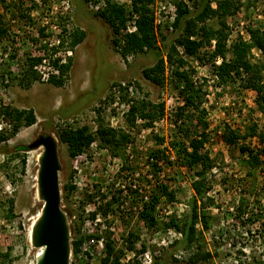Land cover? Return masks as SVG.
<instances>
[{
	"label": "rangeland",
	"instance_id": "374dc122",
	"mask_svg": "<svg viewBox=\"0 0 264 264\" xmlns=\"http://www.w3.org/2000/svg\"><path fill=\"white\" fill-rule=\"evenodd\" d=\"M88 1L0 0V28L6 31L0 38V118L10 125L3 132L5 140L0 141V254L8 255V258L0 257V264L35 262L37 250L30 244L29 233L41 207L36 195V174L38 152L42 148L31 151L15 149L32 143L42 132L53 134L59 142L61 206L68 216L70 244L72 240H83L77 253L73 254L71 248L70 264H99L105 257L104 244L107 241L112 243L115 252L120 251L119 264L144 262L145 258L140 252L142 245L146 246L145 252L151 260L149 264H152L155 257L166 252L174 241L180 239L173 228L164 224L169 216L181 218L186 215L187 203L193 194L190 184L195 179V170L182 167L179 162L173 167L163 164L165 176L159 180L174 193L175 198L172 202L166 197L160 199L152 212L155 224L151 226L145 225L139 215L132 211H127L126 215L119 213L116 202L114 206H108L100 190L105 180L91 176L95 174L97 166L101 165L102 168V162H106L102 158L107 153L110 158L115 155L121 158L123 167L119 171L126 172L118 173L117 179L127 183V172L138 168L136 161L139 158L144 160L151 151L161 149L151 135H146L141 144L145 150H133L134 159L128 162L123 145L118 150L113 149L102 141L97 131L94 135L97 148L93 151L96 156L86 164H79L82 172L78 179L82 189L73 185L75 175L72 158L67 155V146L59 140L62 128L66 125L74 128L88 126L91 131L93 123H97L99 128L102 126V129L109 128L110 111H114L112 104L118 101L117 110L121 112L123 109V102L117 99L113 91L120 82L133 86L134 96L130 99H144L155 105H165V99L176 98L179 94V84L172 75L173 67L168 64L162 85H154L143 78L142 69L155 63V50L130 55L126 59L117 53L119 49L116 47L115 50L113 46L111 28L90 11ZM110 1L124 7L127 21L130 15L128 0ZM240 3L239 10L226 21L228 48L238 36L249 41L250 29L264 32V0H241ZM167 26V23H162L156 29L157 47L161 51L163 42L159 35L169 37L171 31ZM75 29L82 30L85 37L70 50V33ZM212 50V47H206L200 49L197 56L188 57L185 69L190 71L191 79L195 84L202 85L205 92L202 108L206 112L204 120L208 128L204 149L214 165L207 175L209 197L213 204L206 210L208 227L201 224L195 227L198 241L190 249L181 248L174 254L177 258L185 259L191 252L201 250L211 255L205 264H254L260 259L264 261V164L256 168L243 165L246 156L240 153L239 147L243 145L254 150L260 142L257 137L248 136L239 140L237 145L229 146L222 135L226 128L240 134L248 133L252 125L258 134H264V115L256 108L255 92L243 88L239 80L219 84L214 72L217 57L212 58ZM252 50L251 62H263L262 52L254 55ZM67 51H71L68 56ZM63 54L66 55V63L70 60V69L62 85L55 86L49 80L42 81L34 69L33 59L41 57L52 61ZM229 57L227 53V59ZM5 107L31 109L36 123L27 128L21 127L14 136H10L13 122L2 115L1 110ZM197 113H188L190 121L184 116L178 118L176 113L172 122L168 120L167 123L174 124V127L168 125L159 129L160 134L173 138L174 143L184 142L187 145L180 131L188 129L191 138L200 136L202 124ZM138 132L139 127L135 126L134 133ZM133 137L135 140L136 135ZM153 140H156V149L153 148ZM147 142L151 143V147L147 146ZM83 153L86 154L87 150ZM65 185H70L71 189L64 190ZM154 193L152 190V196ZM94 197H98L100 202L99 205L95 204L100 221L92 230L87 225ZM11 204L12 211L8 212ZM239 206L240 212L237 210ZM101 238L102 246L96 242ZM91 239L94 242L90 243Z\"/></svg>",
	"mask_w": 264,
	"mask_h": 264
},
{
	"label": "trees",
	"instance_id": "16d2710c",
	"mask_svg": "<svg viewBox=\"0 0 264 264\" xmlns=\"http://www.w3.org/2000/svg\"><path fill=\"white\" fill-rule=\"evenodd\" d=\"M131 9L137 14L136 21L137 31L133 33L125 32L126 15L123 6H118L111 1H107V6L103 10L95 13L102 19L112 30L113 46L119 49L117 53L126 59L130 55H138L145 51L155 50V63L150 67L142 69L143 78L153 83L154 85H162L164 81V73L166 64L173 67L172 75L178 82L177 89L180 96L183 98V105L177 110V117H185L188 121L191 116L188 113H197L199 115V123L202 124V133L198 137L191 138L189 130H181L182 136L187 140V145L184 142L170 143L174 151V159L171 161L167 155L166 149H156L150 152V156L157 161L163 160V164L173 167L172 165L179 162L180 166L195 170V179L190 184L192 196L188 200V211L181 218H176L174 215L168 217L167 223L164 225L175 229L181 234V239L174 241L169 249L171 251L160 254L155 257L152 264H205L211 259L208 252L196 250L191 252L187 258L180 259L175 257L174 252L181 248H189L198 241L196 225L201 224L205 228L208 227L207 220L209 219L207 209L213 204L209 197L210 185L207 180V175L213 169L214 165L209 157L208 152L204 149L207 140L208 124L204 120L206 112L202 108L205 98V92L202 85H197L193 82L190 76V71L185 69L187 66L186 59L195 57L199 50L206 47H213L211 51L212 58L219 57L221 62L214 67L215 76L220 85L229 82L240 81L242 87L251 89L256 94L255 105L257 110L264 115V61L252 63L250 60L251 50L256 48L262 52L264 58V32L257 29L248 31L249 41L244 40L241 36L230 45L228 48V27L226 25L227 18L235 14L240 8L241 0H197L194 5V10H188L182 0H174L176 8V17L172 23V31L167 36L159 35L163 42L162 51L157 47L158 34L154 27V20L151 9L149 8L153 0H130ZM214 3L215 7H212ZM213 21L214 23H210ZM6 34L5 29L0 28V38ZM85 37L82 30L75 29L70 33V49L79 45ZM214 42V44H212ZM62 46V43L59 42ZM178 48L182 50L178 56ZM227 53L230 57L227 59ZM43 58L38 57L33 59V66L39 64ZM59 70L57 78L52 77L49 82L55 86H61L63 79L66 77L70 69V60L65 64H60L59 59L51 61ZM31 69H29V72ZM31 83V81H30ZM30 83L27 85L29 86ZM119 98L121 102H130L128 111L125 113V122L130 126H134L136 118L148 121L150 125L154 120L163 116V104H152L144 99L136 100L129 99L126 93H122ZM99 109H96L98 111ZM186 112V113H185ZM2 115L13 122L10 136H14L21 127H30L36 123V117L31 109H8L1 110ZM185 113V114H184ZM201 115V116H200ZM177 122V121H176ZM100 126L98 134L104 143L110 144L113 149H120L129 140V134L122 131H117L111 128L102 129ZM88 126L71 127L66 125L62 128L59 134V140L67 146V155L69 158H74L78 154L83 153L88 149L94 137L89 131ZM250 132L240 134L238 131L226 128L222 135L224 142L229 146H235L239 140H244L248 136L257 137L259 139V147L256 149H248L241 145L240 153L245 155L243 161L248 168H256L264 164V134H258L254 125L249 127ZM6 137L0 133V141H4ZM159 144L163 143V139L155 137ZM179 139V138H178ZM182 140V139H180ZM18 151H27L26 146L18 147ZM25 161L22 159V164ZM165 167V166H163ZM154 174L157 175L163 171L156 163L152 165ZM157 185L154 189V196L151 197L149 203L145 204L143 210L139 213L140 220L145 225H153L154 217L152 212L156 209L162 197H166L172 202L175 198L174 193L168 190V187L161 183L159 177L156 176ZM71 189L70 185H65L64 190ZM109 206V205H108ZM241 207L237 208L240 212ZM12 211V204L9 211ZM94 217V214H92ZM83 240L81 238L72 240V253L79 251ZM105 245V257L101 259L99 264H119L118 253L115 252L112 243L108 242ZM146 246L142 245L140 252L144 253ZM1 258H8V255L0 254ZM75 264V263H71ZM254 264H264L263 260H257Z\"/></svg>",
	"mask_w": 264,
	"mask_h": 264
},
{
	"label": "built area",
	"instance_id": "2783aa9c",
	"mask_svg": "<svg viewBox=\"0 0 264 264\" xmlns=\"http://www.w3.org/2000/svg\"><path fill=\"white\" fill-rule=\"evenodd\" d=\"M107 1L110 0H97V1H88L87 5L92 13H98L99 11L103 10L107 6ZM121 5L123 4L122 1H120ZM182 2L187 6L188 10L193 11L194 10V3L195 0H182ZM128 10L130 11V15H128V19L125 22V32L126 33H133L137 31L136 28V21L138 19V16L136 13H134L131 9V1L128 0ZM212 7H215L214 3H212ZM149 8L151 9L153 20H154V27L155 30L161 26L162 23H167V28L169 31H172V23L174 22V19L176 17V8L174 5V2L171 0H153L152 4H150ZM214 44V42H212ZM213 48V47H212ZM71 50V49H70ZM179 53H182V50L179 49ZM254 55H258L257 53L261 54L260 50L254 51L252 50ZM71 51H67V56ZM55 56V55H54ZM55 59H59L60 64H65L66 55L63 54L62 57H54ZM53 59V60H55ZM47 61V63H45ZM221 62V59L217 57L216 64L219 65ZM34 69L37 71L40 79L42 81H47L52 77L57 78L59 76V70L52 65L51 61L46 60L45 58L42 59V61L39 64L34 65ZM217 79V77L215 76ZM194 82V81H193ZM195 83V82H194ZM113 91L117 95V99H119V96L123 93H126L128 98L134 96V88L133 86L126 85L125 82H120L117 86L114 87ZM114 93V95H115ZM116 100V98H115ZM165 105H163V116L160 118L154 120L150 125L147 124L146 120H141L139 118H136L134 122V126H128L125 122V113L128 111L130 102L126 103L123 102L121 104L122 111L119 112L117 110L118 101H115L111 108L114 109V111H110V124L109 128L122 131L126 134H129V140L123 145V150L126 151L128 162L134 159V155L132 153L133 150L137 152H141L142 150H145L143 147L145 136L151 135L152 137H157L160 139H163V143L160 144L161 149L167 150V155L169 156V159L172 161L174 159V151L172 150L171 146H169V143L173 141V138L169 137H162L160 134L159 129H162L164 127L172 126L174 127V124H167L168 120L172 122V119L174 115L176 114L179 107L183 105V98L178 94L176 98L169 97L165 99ZM3 117V116H2ZM93 127H91V133L94 137V135L98 131V124L93 123ZM146 125V126H145ZM135 126L139 127V132H135ZM145 126V127H144ZM10 127L9 123H7L3 118H0V133L1 135L3 132ZM136 135V138L134 140L133 135ZM140 139L141 142L138 140ZM156 139V138H155ZM156 142V140H155ZM153 140V148L156 149V143ZM147 146L151 147V143L147 142ZM97 144L96 140H93L91 142L90 146L87 149V153H81L72 158L71 164L74 169V175L73 177V185L77 186L78 189H82L81 183L79 181V175L81 174L82 170L79 168V164H86L94 159L96 156V153L93 151L96 150ZM103 156H105L103 154ZM106 162H102V168L101 165L97 166L96 171H94L95 174L91 175L92 177H98L103 178L105 181L103 184H101L100 190L101 194L104 195V202L108 203L109 206H114V204L118 203L117 207L119 210L118 212L122 215H126L127 211H132L134 214L139 215V213L143 210V207L145 204L149 203L152 196V190L155 189L157 185L156 176L159 177V179L162 180L163 176H165L163 171H160L157 175L154 174V170H152V165L157 164L160 168L163 169V160L157 161L152 156L148 155L144 160L139 158V161H136L137 169L130 170L129 175L126 179L127 183L123 182L121 183V180H118V173L121 174L124 171L121 170L122 163L121 158L117 155L113 156L112 158L109 157V154L106 153L105 158ZM103 174V175H102ZM102 175V176H101ZM134 177V178H132ZM117 179V181H116ZM140 179V183L138 180ZM81 187V188H80ZM100 194V196H101ZM96 202V203H95ZM116 202V203H115ZM95 204H100L98 197H94L92 199L91 205L93 208L90 209L89 212H91L90 215H88V224L89 228L94 230V228L97 225V223L100 221V214L97 212ZM116 208V207H115ZM92 214H94V217H92ZM112 230V229H111ZM176 232L178 238L181 239V234L177 232L175 229H172ZM92 232V231H91ZM177 238V239H178ZM175 240V239H174ZM179 240V239H178ZM94 242L92 239L90 241ZM97 244L102 246L103 239L96 240ZM171 242V241H170ZM143 257L145 258V261L141 264H149L150 258L147 252L142 253ZM132 258L134 254H131ZM129 258H131L129 256Z\"/></svg>",
	"mask_w": 264,
	"mask_h": 264
},
{
	"label": "water",
	"instance_id": "95a60500",
	"mask_svg": "<svg viewBox=\"0 0 264 264\" xmlns=\"http://www.w3.org/2000/svg\"><path fill=\"white\" fill-rule=\"evenodd\" d=\"M58 144L53 134H39L26 146L28 151L42 148L36 174V195L41 207L29 233L31 246L40 250L34 264H70V226L61 206Z\"/></svg>",
	"mask_w": 264,
	"mask_h": 264
},
{
	"label": "bare ground",
	"instance_id": "6f19581e",
	"mask_svg": "<svg viewBox=\"0 0 264 264\" xmlns=\"http://www.w3.org/2000/svg\"><path fill=\"white\" fill-rule=\"evenodd\" d=\"M38 153H40V152H38ZM38 157H39V154H38ZM37 161H38V158H37ZM40 252V250H37V254Z\"/></svg>",
	"mask_w": 264,
	"mask_h": 264
},
{
	"label": "flooded vegetation",
	"instance_id": "af4514ba",
	"mask_svg": "<svg viewBox=\"0 0 264 264\" xmlns=\"http://www.w3.org/2000/svg\"><path fill=\"white\" fill-rule=\"evenodd\" d=\"M41 134H43V135H47V134H45V133H43V132H42Z\"/></svg>",
	"mask_w": 264,
	"mask_h": 264
}]
</instances>
